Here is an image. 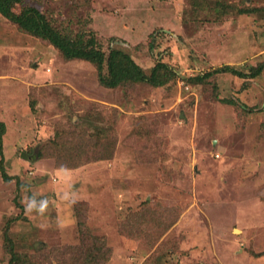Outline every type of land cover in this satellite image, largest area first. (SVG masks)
I'll return each mask as SVG.
<instances>
[{
	"label": "rangeland",
	"instance_id": "374dc122",
	"mask_svg": "<svg viewBox=\"0 0 264 264\" xmlns=\"http://www.w3.org/2000/svg\"><path fill=\"white\" fill-rule=\"evenodd\" d=\"M223 1L236 5L225 19L194 21L190 0H26L146 72L168 63L177 75L159 88H106L91 63L64 59L0 14V120L16 176L0 175V264L11 257L6 232L35 264H69L78 208L107 239L105 264H264V68L189 81L264 65V0ZM137 123L148 140L132 135ZM56 137L82 165L57 163ZM45 200L43 213L26 211Z\"/></svg>",
	"mask_w": 264,
	"mask_h": 264
},
{
	"label": "trees",
	"instance_id": "16d2710c",
	"mask_svg": "<svg viewBox=\"0 0 264 264\" xmlns=\"http://www.w3.org/2000/svg\"><path fill=\"white\" fill-rule=\"evenodd\" d=\"M19 9L17 10V7ZM191 13L186 14L190 20H198L203 17L206 21H222L232 11L236 10V5L228 4L223 0L209 2L208 0H190ZM264 12V7L260 8ZM256 8L240 7L238 13L240 15H251ZM206 13V15L204 14ZM0 14L9 19L23 33L36 37L46 43L54 46L66 60H81L91 63L97 74L99 83L106 88L118 87H135L136 84L149 85L154 88H159L167 85L176 77V71L169 66L168 63L158 60L155 65L146 72V70L137 63L132 55L118 47H109L108 51L104 49L103 40L97 36L93 30H88L84 27L80 29L73 28L71 24L65 22L57 24L49 18V15L43 10H40L34 4L27 3L26 0H0ZM204 14V15H203ZM209 16V17H207ZM84 18H90L87 15ZM264 18V14H263ZM187 19V17H186ZM85 24L81 22V25ZM264 65L253 67L248 75L243 71L233 69L230 65L215 68L212 71H207L201 75L191 77L192 83H202L208 77L215 73L226 72L235 74L239 77H256L260 74ZM32 107L35 102L32 101ZM232 103V102H231ZM6 132L4 121L0 120V175L5 181H10L16 176L10 175L5 166V154L3 150V137ZM149 128L147 124L137 123L132 135H138L148 140ZM60 135L58 130L56 135ZM57 141V142H54ZM52 142L51 153L56 157L57 163L61 167L76 168L80 165L78 161H71L72 152L76 149L73 142L70 143L69 138L61 141L57 137ZM45 147L38 151L40 157L45 156ZM151 148V146H150ZM36 149V148H34ZM33 150V149H32ZM35 151V150H34ZM78 151V150H77ZM78 220V237L79 242L69 246V251L72 249L73 255L69 264H105L110 259V249L107 245V239L100 235H95L88 228L86 220L81 216V209L76 211ZM6 250L10 254L9 264H35L31 256L23 255L15 250L14 243L11 237L6 232L5 236ZM72 259V260H71ZM72 261V262H71Z\"/></svg>",
	"mask_w": 264,
	"mask_h": 264
},
{
	"label": "clouds",
	"instance_id": "9594fccd",
	"mask_svg": "<svg viewBox=\"0 0 264 264\" xmlns=\"http://www.w3.org/2000/svg\"><path fill=\"white\" fill-rule=\"evenodd\" d=\"M46 208H47V200L42 202V205H41L40 208H36L35 207L34 201L33 202H27V204H26V211H28V212H31V211H33L35 209L39 213H43L46 210Z\"/></svg>",
	"mask_w": 264,
	"mask_h": 264
}]
</instances>
